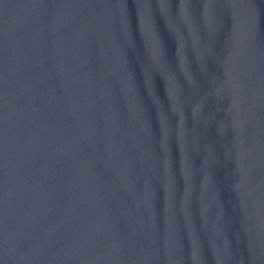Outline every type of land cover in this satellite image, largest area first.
Listing matches in <instances>:
<instances>
[{
    "label": "water",
    "instance_id": "obj_1",
    "mask_svg": "<svg viewBox=\"0 0 264 264\" xmlns=\"http://www.w3.org/2000/svg\"><path fill=\"white\" fill-rule=\"evenodd\" d=\"M0 264H264V0H0Z\"/></svg>",
    "mask_w": 264,
    "mask_h": 264
}]
</instances>
